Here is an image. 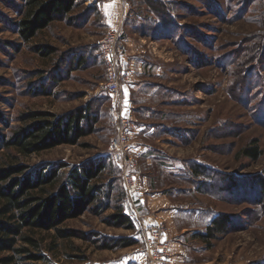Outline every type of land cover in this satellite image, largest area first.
Returning <instances> with one entry per match:
<instances>
[{
    "label": "rangeland",
    "instance_id": "374dc122",
    "mask_svg": "<svg viewBox=\"0 0 264 264\" xmlns=\"http://www.w3.org/2000/svg\"><path fill=\"white\" fill-rule=\"evenodd\" d=\"M123 1L121 27L107 28L97 4L79 0L65 19L23 42L12 26L22 1L0 0L1 132L11 136L27 112L59 117L90 106L97 115L94 132L77 145L28 157L3 149L0 167L64 165L60 183L73 168L105 166L95 181L101 203L58 227L72 233L69 238L55 230H25L39 248L22 241L19 246L50 264H149L145 243L155 225L142 230L127 204L131 198L133 210L147 214L135 204L146 183L148 192L162 195L149 205L153 216L170 209L181 214L176 229L184 235L173 240L184 243L182 264H264V0ZM116 29L120 116L116 97L105 90L107 66L98 46ZM39 47L51 48V54L41 56ZM118 131L128 138L124 154L108 152ZM252 140L262 150L254 161L240 153ZM195 165L204 171L199 176ZM123 175L133 179L135 191L125 190ZM100 204L110 208L98 213ZM116 207L133 219V230L106 223ZM217 215L226 217L225 231L198 237ZM164 220L156 224L170 247ZM169 231L174 233L171 224ZM118 238L134 245L103 249L107 239ZM171 254L170 264H176ZM32 263L44 261H21Z\"/></svg>",
    "mask_w": 264,
    "mask_h": 264
},
{
    "label": "trees",
    "instance_id": "16d2710c",
    "mask_svg": "<svg viewBox=\"0 0 264 264\" xmlns=\"http://www.w3.org/2000/svg\"><path fill=\"white\" fill-rule=\"evenodd\" d=\"M21 1L16 10L18 19L12 26L23 42L32 40L53 21L65 19L79 5V0ZM153 10L161 12L159 8L153 7ZM36 50L43 57L52 51L49 47ZM20 121L23 126L11 136L4 135L0 130V151L14 150L20 156L28 157L58 146L77 145L81 138L94 132L97 115H92L90 106H86L59 117L48 112H27L20 115ZM240 153L254 161L261 157L262 150L257 141L252 140ZM62 167L64 165L36 171L20 164L0 167V264H21L22 260L50 264L45 262L44 256L19 246L22 241L35 249L39 248V242L25 236L24 231L55 230L60 238H69L72 233L58 227L93 209L94 204L101 203L102 189L95 181L104 172V165L73 168L65 181L59 183ZM201 172H204L203 169L195 165V176ZM261 184L264 188V180ZM200 185L203 188L205 184L201 182ZM109 208V204H100L98 213ZM106 223L125 230L135 228L133 219L121 207L115 208ZM227 224L224 215L214 216L206 227V235L199 234L198 237L211 239L216 232H224ZM107 241L109 244H104L103 249L111 251L134 245L126 238Z\"/></svg>",
    "mask_w": 264,
    "mask_h": 264
},
{
    "label": "built area",
    "instance_id": "2783aa9c",
    "mask_svg": "<svg viewBox=\"0 0 264 264\" xmlns=\"http://www.w3.org/2000/svg\"><path fill=\"white\" fill-rule=\"evenodd\" d=\"M119 37L120 30L116 29L113 32L107 33L104 38L98 41L102 58L107 66L105 90L116 97L118 110L115 112L118 115L120 114L119 109L122 106V86L120 78L116 73L121 67L120 51L117 49ZM114 119L117 121L120 117L116 116ZM120 120L122 121V119ZM127 141V136L122 131H118L115 138L110 142L108 152L119 151L120 154H124L127 152ZM122 148H126V150H122ZM123 186L128 193L136 190V184L133 179L125 175H123ZM162 230L161 225L156 224L147 235L144 254L147 256L149 264H170L172 254L169 244L162 239Z\"/></svg>",
    "mask_w": 264,
    "mask_h": 264
},
{
    "label": "crops",
    "instance_id": "0c3cea01",
    "mask_svg": "<svg viewBox=\"0 0 264 264\" xmlns=\"http://www.w3.org/2000/svg\"><path fill=\"white\" fill-rule=\"evenodd\" d=\"M90 1L92 3L97 4V6L99 7L101 14L103 16V19L105 21V26L107 28L110 27H121L122 25V21H123V13L125 10H127V5L126 2L123 0H86ZM146 185V186H145ZM143 189L140 191L139 196L137 197V200L135 201V204L139 207H142L143 210H146L147 214L144 215L142 212L141 214L136 212V209L134 207V210L132 208V200L131 198L127 199V204H129L130 208H131V216H136L137 222L139 224V226L141 227L142 230H145L146 228H150L151 226L156 225V223H159V220L161 218L165 219L164 221H167L166 223V229L164 231V237L165 240L168 241L170 243V247L172 252L175 254L174 260L176 264H182L185 259H186V255H185V249H184V243L178 241H174L173 237H175L176 235L178 236H183L184 234L183 229H181V231H177V225H180V215L178 214V211L175 209H170L169 211H167L164 214H160V216H153L152 211H150L149 209H151V207L149 206L150 204L152 206L156 205L157 203H159V199L160 197H162V195L156 194V193H151L148 192V187L146 183L142 184ZM165 197V196H164ZM148 203V204H147ZM147 205V206H146ZM165 204H163L162 206H164ZM134 206V204H133ZM139 207V208H140ZM171 224V227H173L174 233H170L169 231V226ZM183 228V227H182Z\"/></svg>",
    "mask_w": 264,
    "mask_h": 264
}]
</instances>
